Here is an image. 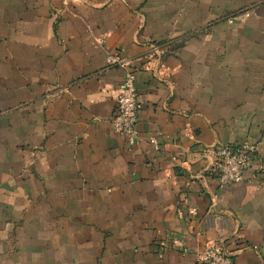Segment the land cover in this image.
I'll use <instances>...</instances> for the list:
<instances>
[{
    "label": "crops",
    "instance_id": "0c3cea01",
    "mask_svg": "<svg viewBox=\"0 0 264 264\" xmlns=\"http://www.w3.org/2000/svg\"><path fill=\"white\" fill-rule=\"evenodd\" d=\"M108 54L150 63L133 145ZM246 142L244 180L220 187L215 148ZM213 246L264 264V0H0V264H196Z\"/></svg>",
    "mask_w": 264,
    "mask_h": 264
},
{
    "label": "built area",
    "instance_id": "2783aa9c",
    "mask_svg": "<svg viewBox=\"0 0 264 264\" xmlns=\"http://www.w3.org/2000/svg\"><path fill=\"white\" fill-rule=\"evenodd\" d=\"M103 39H99V44H103ZM106 63L109 66H116L123 70V80L119 86L115 98L116 113L111 119L112 129L115 134L124 137L130 145L135 144L138 132L136 129L139 103L135 88L136 74L140 70H151L147 61L139 66H133L130 61L118 55L108 54ZM148 144L154 151L159 150V141L156 137H148ZM256 152V147L250 143H243L236 149L229 147H216L214 154L216 157L215 170L220 187L231 186L244 180V172L249 167L251 156ZM177 214L183 215V210L178 209ZM187 214H195L194 208H188ZM173 248H181L182 253H187L180 243V239L170 241ZM196 264H231L230 256L219 246L206 248L203 252L196 254Z\"/></svg>",
    "mask_w": 264,
    "mask_h": 264
}]
</instances>
